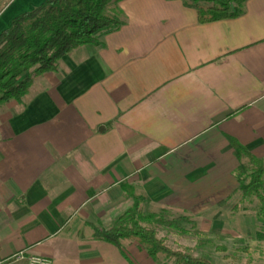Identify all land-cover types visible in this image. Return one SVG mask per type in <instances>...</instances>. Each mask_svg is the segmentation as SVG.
Masks as SVG:
<instances>
[{
    "label": "crops",
    "instance_id": "crops-1",
    "mask_svg": "<svg viewBox=\"0 0 264 264\" xmlns=\"http://www.w3.org/2000/svg\"><path fill=\"white\" fill-rule=\"evenodd\" d=\"M45 1L14 0L0 34ZM120 8L125 24L100 46L0 108V261L136 264L94 231L133 207L123 185L148 199L144 213L189 217L208 236L255 224L234 212L239 167L251 165L232 140L264 162V0L208 24L186 0Z\"/></svg>",
    "mask_w": 264,
    "mask_h": 264
},
{
    "label": "trees",
    "instance_id": "trees-1",
    "mask_svg": "<svg viewBox=\"0 0 264 264\" xmlns=\"http://www.w3.org/2000/svg\"><path fill=\"white\" fill-rule=\"evenodd\" d=\"M122 1L46 0L17 16L0 34V105L11 101L24 104L36 78L57 73L64 57L83 46H100L101 34L119 30L125 24L120 8ZM186 1L197 8L199 22L208 24L240 16L247 0ZM232 143L237 157L248 158L251 165V170L241 165L237 173L243 199L256 198L258 218L264 220V162L237 141L232 140ZM122 188L134 200V205L110 229L95 227L97 239L120 249L127 258L123 241L134 240L154 262L165 256L177 264H214L207 258L172 250L158 237V229L166 228L181 235L192 234L199 240L198 244L203 245L205 234L198 230L196 221L189 217L172 218L167 212L144 213L142 205L148 199L129 185ZM234 211L240 208L236 206ZM258 238L264 239V234L259 232Z\"/></svg>",
    "mask_w": 264,
    "mask_h": 264
},
{
    "label": "rangeland",
    "instance_id": "rangeland-1",
    "mask_svg": "<svg viewBox=\"0 0 264 264\" xmlns=\"http://www.w3.org/2000/svg\"><path fill=\"white\" fill-rule=\"evenodd\" d=\"M14 0H0V13ZM5 106L4 104L0 105ZM241 199V201H240ZM240 211L236 214L249 215L255 224L250 228L234 225L229 235L215 236L205 235L199 245V240L194 235H181L177 231L166 228L158 229V237L172 250L189 252L194 257L209 259L214 264H264V239L258 238V233L264 234V220L258 218L259 203L256 198L243 199V196L235 197ZM245 210V211H243ZM191 229L190 225H187ZM124 248L135 251L130 253L136 264H177L174 260H168L160 256L158 262H153L146 250L134 240H126Z\"/></svg>",
    "mask_w": 264,
    "mask_h": 264
},
{
    "label": "built area",
    "instance_id": "built-area-1",
    "mask_svg": "<svg viewBox=\"0 0 264 264\" xmlns=\"http://www.w3.org/2000/svg\"><path fill=\"white\" fill-rule=\"evenodd\" d=\"M23 262L26 264H52V261L48 258L37 255H28L27 252H19L8 260L0 261V264H21Z\"/></svg>",
    "mask_w": 264,
    "mask_h": 264
}]
</instances>
